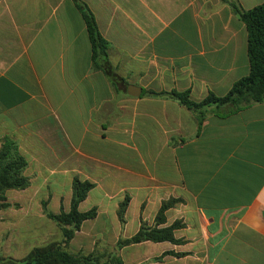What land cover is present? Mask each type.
<instances>
[{
	"label": "crops",
	"instance_id": "crops-1",
	"mask_svg": "<svg viewBox=\"0 0 264 264\" xmlns=\"http://www.w3.org/2000/svg\"><path fill=\"white\" fill-rule=\"evenodd\" d=\"M80 1L108 43L113 77L93 68L72 0H0V138L17 142L30 179L15 191L24 206L0 220L1 241L12 231L5 257L61 240L41 205L68 212L72 192L52 210L50 189L61 176L71 191L77 176L95 185L78 210L97 215L74 234L71 253L109 252L122 264H264V102L216 110L199 125L178 102L149 94L224 96L249 72L245 26L221 0ZM229 1L243 10L264 3ZM169 199L181 203L159 228L181 223L179 243L116 247L141 222L152 226Z\"/></svg>",
	"mask_w": 264,
	"mask_h": 264
},
{
	"label": "trees",
	"instance_id": "trees-1",
	"mask_svg": "<svg viewBox=\"0 0 264 264\" xmlns=\"http://www.w3.org/2000/svg\"><path fill=\"white\" fill-rule=\"evenodd\" d=\"M84 21L89 43L91 46V61L95 70L104 71L109 77H113L107 63L108 43L98 31L95 18L88 6L80 0H72ZM227 4L232 13L239 19L246 29V52L249 64V72L245 77L235 81L228 92L217 97L209 93L202 101L194 102L190 99V92H150L157 97H164L178 102L187 110L196 114L198 124L207 115L216 110L227 109L229 113L237 112L243 108L264 102V3L250 9L243 10L235 2L221 0ZM28 162L20 154L17 142L10 137L0 138V211L7 210L11 205L7 201L8 191H24L30 186V179L25 176ZM95 187L88 181H81L77 176L73 177L71 184V201L68 212L60 211L51 214L46 211L45 203H42L46 217L53 221L61 232V240L45 246L32 248L23 258L15 259L0 255V264H122L121 259L114 254L106 252L99 255L71 253L68 244L74 234L80 230L81 225L96 217L97 210L92 208L87 212H80L78 206L83 202L88 193ZM129 198L120 203L117 216L121 225L125 223L124 214L128 207ZM181 200L169 199L162 202L155 216L152 226L141 222L139 230L132 237L119 240L116 247L121 249L130 245L143 242L177 244L173 232L182 227L181 223L159 228L165 224V212ZM177 257L182 254L169 253Z\"/></svg>",
	"mask_w": 264,
	"mask_h": 264
},
{
	"label": "rangeland",
	"instance_id": "rangeland-1",
	"mask_svg": "<svg viewBox=\"0 0 264 264\" xmlns=\"http://www.w3.org/2000/svg\"><path fill=\"white\" fill-rule=\"evenodd\" d=\"M60 178H61V176H58V179L57 180L53 179L55 181L52 182L53 185H52V187L50 189L51 190V194L50 195L53 198L52 201H51V209L52 210H53V204L56 205L55 204L56 203V200L59 197H64V199H65V197H70V194H71V191L69 190L68 186H62L61 185V182L62 181L60 180ZM6 196H7V201L9 203H11L13 206L9 208V210H8L9 212L8 211H5V214H4V212H0L1 217H3V215L5 216V219H0V220H4L5 223L8 222L9 220L10 221H13V219H14L13 218V215L15 213L17 214L20 211V206L21 205L24 206L23 205L24 202L18 198V195H17V193L15 191L7 192ZM39 199H41V195L36 199V201L39 200ZM92 200L93 199H90L89 201H87V203H85V205H82L81 206V209L84 210L86 208L88 209L89 207H91ZM36 201L34 203L35 206L37 204ZM32 207L29 206L30 211L33 209ZM41 208L43 210L42 205H41ZM63 209H65V205L64 204H63ZM24 210H26L25 207H24ZM11 234H12V231L9 230L7 233H5V236H3L4 237V240L3 239H2V241L0 240V255H2V256H5L2 247L4 246L5 249H6V241H5L6 240V237L7 236H10ZM12 255L13 254H11V256Z\"/></svg>",
	"mask_w": 264,
	"mask_h": 264
},
{
	"label": "water",
	"instance_id": "water-1",
	"mask_svg": "<svg viewBox=\"0 0 264 264\" xmlns=\"http://www.w3.org/2000/svg\"><path fill=\"white\" fill-rule=\"evenodd\" d=\"M132 89H136L135 87H132ZM138 92H140V89H137ZM129 96H132V97H135V96H138L139 94H132V93H128Z\"/></svg>",
	"mask_w": 264,
	"mask_h": 264
}]
</instances>
